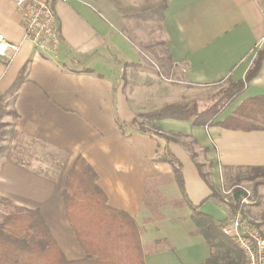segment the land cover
I'll list each match as a JSON object with an SVG mask.
<instances>
[{"label": "crops", "instance_id": "crops-1", "mask_svg": "<svg viewBox=\"0 0 264 264\" xmlns=\"http://www.w3.org/2000/svg\"><path fill=\"white\" fill-rule=\"evenodd\" d=\"M157 6L168 71L179 86L243 80L255 54L264 51V0H158ZM52 7L61 41L56 57L23 40L13 0H0V34L19 46L10 59L0 57V124L11 127L16 141L51 149L65 163L60 172L40 167L15 147L0 156V201L37 210L64 256L82 259L62 201L67 173L81 157L96 174L107 205L137 224L144 264H204L210 248L194 232L188 203L222 224L233 209V189L243 184L234 182V174L264 167V129L221 125L243 102L264 96V57L246 89L210 125L147 120L139 115L178 103H168L173 97L159 77L140 69L131 38L84 0L53 1ZM23 69L22 82L9 94ZM135 121L143 130L133 126ZM22 151L25 164L13 160ZM165 151L181 164L184 195L171 166L160 160ZM224 168L231 170L230 178L225 179ZM244 184L251 191L252 183ZM256 192L246 213L264 235V186ZM154 205L155 221L149 208Z\"/></svg>", "mask_w": 264, "mask_h": 264}, {"label": "trees", "instance_id": "trees-1", "mask_svg": "<svg viewBox=\"0 0 264 264\" xmlns=\"http://www.w3.org/2000/svg\"><path fill=\"white\" fill-rule=\"evenodd\" d=\"M164 7L160 6V11ZM263 57L264 51H258L243 80L228 82L226 87L220 89L207 102L201 101L205 104L202 108H198L197 101L169 104L153 112L140 114L139 117L147 120L174 118L190 120L196 126L210 125L219 118L222 109L235 102L246 89L247 83L257 74ZM24 71H21L11 86L9 94L16 92ZM133 124L137 130H143L136 121ZM221 125L235 130L264 129V96L243 102L233 116L227 117ZM3 126L0 124V140L5 134ZM25 154V151L14 154L13 160L25 164ZM160 160L171 166L174 181L184 195L180 162L169 151H165ZM251 171L264 174V167ZM230 172L229 168L223 169L225 179L231 177ZM96 179L91 167L81 157H77L67 173L62 195L66 219L80 247L83 248L82 259L69 260L64 256L37 210L14 207V211L0 223V264H144L137 224L126 213L107 205L104 194L95 184ZM233 180L239 184L241 181H250L251 178L242 177L237 173L234 174ZM260 184L264 186V183ZM260 184L253 185L252 199L256 198V190ZM238 189L234 188L233 193ZM188 204L192 210L194 232L201 236L210 248V254L204 264H242L240 251L231 239L221 233V223L201 213L198 206Z\"/></svg>", "mask_w": 264, "mask_h": 264}, {"label": "rangeland", "instance_id": "rangeland-1", "mask_svg": "<svg viewBox=\"0 0 264 264\" xmlns=\"http://www.w3.org/2000/svg\"><path fill=\"white\" fill-rule=\"evenodd\" d=\"M95 11H98L110 22H115L122 32H124L133 41L134 47L137 50L140 59L139 67L142 70L150 71L153 76L158 78L162 84L168 86L169 96L172 99L167 100L168 103L186 104L192 103L193 100L205 101L216 95L220 89L226 87L227 84L218 85L214 87H192L181 85L174 82L176 75L169 70V62L166 56L164 47V36L159 27L158 14V0H84ZM122 69V66L120 65ZM133 82L140 79L133 78ZM138 83V82H137ZM177 99V100H176ZM157 101H155L156 103ZM202 105L198 106L201 108ZM5 132L3 138L0 140V156L10 154L15 147L17 152L19 148L26 150L31 155L29 160L39 162L40 167L49 166L51 169L62 170L65 159L61 154H58L51 149L35 145L27 140H17L11 134V127L3 128ZM68 170V167L65 166ZM238 173V172H237ZM236 173V174H237ZM242 177L251 178L250 181H241L239 185L242 188H248L244 183L251 182V193L253 185L264 183V174L259 172H239ZM238 173V174H239ZM262 185V184H260ZM249 186V185H248ZM147 190V199L151 202L154 199L153 189L149 185ZM239 188V187H237ZM240 190V188H239ZM248 190V189H247ZM252 199V197L250 198ZM253 200V199H252ZM251 200V201H252ZM152 212L151 220L155 221L158 217L156 213L157 206L149 207ZM14 208L11 205L0 201V223L4 217L12 213ZM192 225V223H191ZM169 243H164L168 245Z\"/></svg>", "mask_w": 264, "mask_h": 264}, {"label": "built area", "instance_id": "built-area-1", "mask_svg": "<svg viewBox=\"0 0 264 264\" xmlns=\"http://www.w3.org/2000/svg\"><path fill=\"white\" fill-rule=\"evenodd\" d=\"M53 1L66 0H13L22 22L23 40L28 41L37 52L49 57L57 56L61 42L56 28ZM18 50V45L5 41L0 34V57L10 59ZM240 190L245 195H240L238 202L230 195L234 208L228 220L220 225V231L238 248L242 254V264H264V235L260 223L246 213L252 193L246 188Z\"/></svg>", "mask_w": 264, "mask_h": 264}, {"label": "water", "instance_id": "water-1", "mask_svg": "<svg viewBox=\"0 0 264 264\" xmlns=\"http://www.w3.org/2000/svg\"><path fill=\"white\" fill-rule=\"evenodd\" d=\"M240 195L244 196L245 193H244L243 191H241V190L238 189V191H236V192L234 193V196H233V197H234V199H237V198L239 199V196H240Z\"/></svg>", "mask_w": 264, "mask_h": 264}]
</instances>
